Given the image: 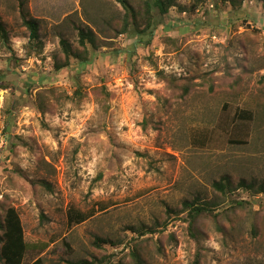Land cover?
Wrapping results in <instances>:
<instances>
[{
    "label": "rangeland",
    "instance_id": "374dc122",
    "mask_svg": "<svg viewBox=\"0 0 264 264\" xmlns=\"http://www.w3.org/2000/svg\"><path fill=\"white\" fill-rule=\"evenodd\" d=\"M127 1L139 29L117 0H0V238L13 207L23 264H264V194L240 186L264 184V0ZM62 40L87 63L57 72Z\"/></svg>",
    "mask_w": 264,
    "mask_h": 264
},
{
    "label": "trees",
    "instance_id": "16d2710c",
    "mask_svg": "<svg viewBox=\"0 0 264 264\" xmlns=\"http://www.w3.org/2000/svg\"><path fill=\"white\" fill-rule=\"evenodd\" d=\"M117 1L121 3L123 8L125 9L126 16L127 17L132 16L135 19L134 25L137 29H139L138 13L136 12V10L131 6V4L127 0H117ZM243 1L244 0H241L240 3H242ZM204 2H206V0H196V2L192 6V9L194 10L197 9L198 6ZM143 3L145 4L147 13L150 17H152V9L156 11V13L159 15L160 18H164L170 12L171 9L182 7L178 2V0H154L153 2L152 1L150 2V0H143ZM24 5H25L24 2H22L21 14H22L23 23L30 32V42L38 43L40 40L39 20L32 18L30 13L26 11ZM150 17L147 20L146 23L147 26L145 30L150 29L152 26V21ZM128 28H129V23L127 22L123 30L120 31V34L127 32ZM140 33H144V31H140ZM78 35H79V44L85 50L87 48V44H90L93 47L97 48V38L95 33L91 29L87 27L83 29L79 28ZM0 37L5 43H7L9 40V34L1 23H0ZM61 46H62V52L65 55L66 59L64 63L61 64L57 63L55 65V70L57 72L68 68L70 66L71 58L78 60L80 64L87 63L88 60L85 57H83L81 53L76 51L66 40L61 41ZM229 183L230 180L228 178H224L220 182H214L213 186L217 191L226 194L227 191H232L230 189ZM240 186L247 190H256L255 192L258 194H264V184H261L257 189H255L256 186L254 184L241 183ZM198 202L199 200L193 202L186 201L184 203L185 205L184 208L188 212V223L190 224V226H193V224L198 219V217L203 216V214L212 213V209H211L212 207L210 204L207 203L208 206H206ZM72 218L73 217H71V220ZM75 218L76 220L73 221L75 223H80L84 220V217L80 215H76ZM1 228L3 230V234L0 238V242L2 243L0 249V256L4 261V264H23L25 256L30 250V245L25 240L22 222L15 208L10 207L7 209ZM102 243H107V242L101 239H97L95 245H97L98 247H102L103 246ZM132 256L138 260L139 264H142V260L140 259V256L137 254V252L133 251ZM34 264H41V262L38 260ZM85 264H89V263L86 262Z\"/></svg>",
    "mask_w": 264,
    "mask_h": 264
}]
</instances>
